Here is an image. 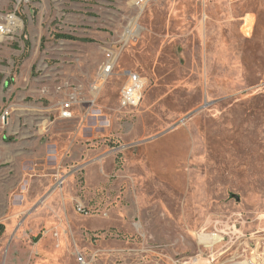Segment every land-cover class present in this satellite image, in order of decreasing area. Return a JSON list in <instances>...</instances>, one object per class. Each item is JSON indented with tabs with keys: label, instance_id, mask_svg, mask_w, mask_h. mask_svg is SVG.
<instances>
[{
	"label": "rangeland",
	"instance_id": "obj_1",
	"mask_svg": "<svg viewBox=\"0 0 264 264\" xmlns=\"http://www.w3.org/2000/svg\"><path fill=\"white\" fill-rule=\"evenodd\" d=\"M20 11L23 29L0 42V264H172L199 251L211 264H264V0H151L142 11L34 0ZM110 48L117 64L94 93ZM129 70L147 79L135 109L120 104ZM88 111L99 125L85 146L91 171L79 143L69 149L68 194L50 203L47 177L63 173V148L51 156L50 145ZM200 231L223 240L205 247Z\"/></svg>",
	"mask_w": 264,
	"mask_h": 264
},
{
	"label": "built area",
	"instance_id": "obj_2",
	"mask_svg": "<svg viewBox=\"0 0 264 264\" xmlns=\"http://www.w3.org/2000/svg\"><path fill=\"white\" fill-rule=\"evenodd\" d=\"M5 2L6 5L2 7L0 12V42L7 40H14L19 34V31L23 29L24 20L21 15L22 8H28L33 4L34 0H0ZM151 0H133V3L139 11H142ZM117 64V55L113 48L107 50L105 59L102 62L97 76L92 84V91L94 93L100 91L102 86L113 74L115 66ZM147 86L146 77L142 76L136 71H126V80L120 91V104L126 109H135L140 104L144 91ZM80 101L78 89L75 88L67 93L66 99L63 101L59 112L62 119H71L74 117V106ZM96 117L97 114L93 111H88L85 115ZM79 210H82V205L78 203ZM205 232V231H203ZM199 237V232H198ZM223 240V239H222ZM221 240V241H222ZM219 241V242H221ZM218 242V243H219ZM205 247H213L212 245L205 244ZM222 254V253H221ZM209 252L199 251L194 256L186 261H181L180 258L175 259V264H200V262L207 258L208 262L204 264H211L214 258ZM211 258V259H210Z\"/></svg>",
	"mask_w": 264,
	"mask_h": 264
},
{
	"label": "crops",
	"instance_id": "obj_3",
	"mask_svg": "<svg viewBox=\"0 0 264 264\" xmlns=\"http://www.w3.org/2000/svg\"><path fill=\"white\" fill-rule=\"evenodd\" d=\"M64 120V119H63ZM99 125H98V121L95 117L92 116H87V117H83L80 121H78L75 125L74 128L72 129H68L65 128L63 125V131L60 135V137L63 139V146H60L58 143L56 142H52L51 146V150L49 151V154L51 156L53 155H57V153L59 152L60 147L63 148V173H61L60 171L54 170L53 172L50 173V176L47 177L48 178V184H47V190H48V201L52 200V199H56L54 198L55 194L58 193V191L61 193V195H63V199L65 194H68L67 190H68V186L65 185V180H67V176H68V171L66 174V170H68V166L67 162H69V160H72L75 156H77V154H75V152L70 153V156L68 155V151L69 149H72L73 146L75 145H79L81 147V154H80V159L78 160L79 162H83L88 164L87 165V173H89L91 171V169H89V167L92 165L91 163L89 164L88 162H91L90 160H92L94 158V149H91V151H87V148L89 146V142L93 145L95 143L94 140L99 141V131H98ZM84 142V143H83ZM68 145V146H66ZM87 146V148L85 147ZM57 160V157H56ZM56 163V162H55ZM69 177V176H68ZM61 178H63V182L61 183V187H59L58 185H56V182L58 180H60ZM64 184V185H63ZM25 193H30L31 191H28V187L25 186ZM65 202V201H64ZM50 203H52V201H50ZM31 217V214L28 216V218L26 219V222L29 220V218ZM223 254V253H222ZM175 264V260H173V263Z\"/></svg>",
	"mask_w": 264,
	"mask_h": 264
},
{
	"label": "bare ground",
	"instance_id": "obj_4",
	"mask_svg": "<svg viewBox=\"0 0 264 264\" xmlns=\"http://www.w3.org/2000/svg\"><path fill=\"white\" fill-rule=\"evenodd\" d=\"M138 18H139V15L131 20L130 26L126 29L125 34H124L125 39H128L129 37L133 35V30L134 28L137 27V24H138ZM199 238L201 241L208 243V244H213V245L217 244L219 241L222 240L221 236L217 233L207 234L203 231L199 232ZM233 264H248V262L241 261V262H235Z\"/></svg>",
	"mask_w": 264,
	"mask_h": 264
},
{
	"label": "trees",
	"instance_id": "obj_5",
	"mask_svg": "<svg viewBox=\"0 0 264 264\" xmlns=\"http://www.w3.org/2000/svg\"><path fill=\"white\" fill-rule=\"evenodd\" d=\"M64 38H68V39H73V37L72 36H70V35H62Z\"/></svg>",
	"mask_w": 264,
	"mask_h": 264
}]
</instances>
